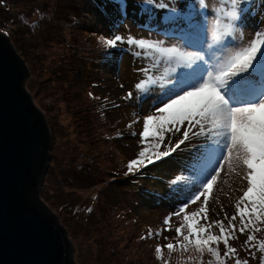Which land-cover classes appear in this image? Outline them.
<instances>
[{"label":"rangeland","instance_id":"374dc122","mask_svg":"<svg viewBox=\"0 0 264 264\" xmlns=\"http://www.w3.org/2000/svg\"><path fill=\"white\" fill-rule=\"evenodd\" d=\"M164 2L171 5L172 0ZM124 3L126 16L113 0H0V30L28 65L27 89L43 110L52 133L51 159L41 197L66 228L76 264H218L207 252L182 250V236L175 231L183 214H173L174 204L184 197L174 191L177 185L173 181L177 176H190L185 163L192 166V156L203 146V138L196 142V148L181 145L165 158L167 163L155 161L127 174V163L147 146L140 137L143 118L155 111H150V105L161 93L159 84L148 85L149 92L136 90L135 84L146 79L141 69L147 68L149 75L158 77L163 64L152 71L153 61L143 50L126 44L107 48L99 36L166 38L159 26L164 23L163 10L149 12L146 0ZM210 6L219 4L213 0ZM262 8L258 1L253 5L257 21ZM129 91L134 97L125 99ZM183 131L182 127L179 133L166 134L161 150L169 138L174 145ZM244 175V169L230 173L226 166L208 194L207 205L201 197L189 204L186 213L205 206L207 220L199 217L201 224L221 219L227 225L225 213L229 219L235 214V204L247 188ZM169 216L165 225L163 221ZM236 225L235 239L229 244L237 251L227 262L235 264L239 258L248 264L261 263L264 223L257 225L259 231L244 233L238 230L239 217ZM149 232L153 236L142 239ZM210 232L219 235L215 226ZM183 234H187L186 229ZM249 235L255 236L251 242L255 247L250 246ZM168 243L175 245V250L169 252ZM156 247H162L163 260Z\"/></svg>","mask_w":264,"mask_h":264},{"label":"snow or ice","instance_id":"6c2138e0","mask_svg":"<svg viewBox=\"0 0 264 264\" xmlns=\"http://www.w3.org/2000/svg\"><path fill=\"white\" fill-rule=\"evenodd\" d=\"M115 2L120 4L121 15L126 16L124 0ZM217 2L218 7H211L213 0H172L171 5L164 0H146L151 6L149 12L163 10L164 23L159 26L164 28L162 35L166 39L111 34V38L100 35L99 41L111 49L121 44L138 47L153 61L152 71L163 64L158 77L149 75L147 68L141 69L146 79L135 84L136 90L144 92L151 91L148 85L159 84L161 93L150 105V111H155L143 118L140 137L147 146L127 163V174L165 160L181 145L196 148V142L203 138L191 168L186 169L190 176H177L173 181L177 185L174 191L184 197L173 211L177 217L183 214V222L175 231L182 236V250L207 252L224 264L218 247L213 245L222 241L225 257L236 253L229 241L235 239L237 217L240 233L259 231L257 225L264 223V8L257 21L254 0ZM133 97L129 91L125 99ZM182 127V138L174 145L169 138L161 150L166 134L179 133ZM226 166L230 173L245 170L247 188L235 204V214L229 219L225 213L227 225L221 219L201 224L199 217L207 220L205 206L190 214L185 210L201 197L207 205L208 194ZM170 219L166 217L163 223L168 225ZM213 226L219 229V235L210 232ZM152 236L149 232L142 239ZM254 240L255 236H248L251 247H255L251 244ZM166 247L169 252L175 250L172 243ZM259 251L264 253V242L259 244ZM155 252L164 259L162 247H156ZM235 264L248 262L237 258Z\"/></svg>","mask_w":264,"mask_h":264},{"label":"water","instance_id":"95a60500","mask_svg":"<svg viewBox=\"0 0 264 264\" xmlns=\"http://www.w3.org/2000/svg\"><path fill=\"white\" fill-rule=\"evenodd\" d=\"M29 75L0 30V264H76L66 228L41 197L52 133Z\"/></svg>","mask_w":264,"mask_h":264},{"label":"trees","instance_id":"16d2710c","mask_svg":"<svg viewBox=\"0 0 264 264\" xmlns=\"http://www.w3.org/2000/svg\"><path fill=\"white\" fill-rule=\"evenodd\" d=\"M151 164H148L147 166L149 167ZM146 166V167H147ZM145 167V168H146ZM152 172V171H151ZM148 173V172H147ZM258 225H260V224H258ZM258 240V239H257ZM213 246H215V247H218V250H219V252H220V259L221 260H223L224 261V264H229L228 262H227V258L228 257H225V255H224V253H225V251H226V248H225V245L223 244V242L221 241L220 243H219V245L217 246V245H213ZM209 255H210V253H208ZM214 259V258H213ZM215 260H216V258H215ZM211 261V260H210ZM210 261H208V262H210ZM218 261V260H217ZM208 264H211V263H208ZM219 264V263H218ZM259 264H264V260H262L261 261V263H260V261H259Z\"/></svg>","mask_w":264,"mask_h":264},{"label":"bare ground","instance_id":"6f19581e","mask_svg":"<svg viewBox=\"0 0 264 264\" xmlns=\"http://www.w3.org/2000/svg\"><path fill=\"white\" fill-rule=\"evenodd\" d=\"M110 8H112V7L110 6Z\"/></svg>","mask_w":264,"mask_h":264}]
</instances>
